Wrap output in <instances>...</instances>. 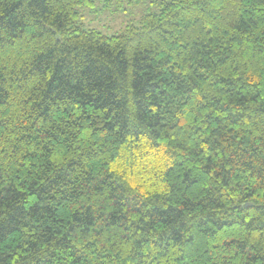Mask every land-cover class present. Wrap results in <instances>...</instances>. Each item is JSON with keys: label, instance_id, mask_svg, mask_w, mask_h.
Masks as SVG:
<instances>
[{"label": "trees", "instance_id": "16d2710c", "mask_svg": "<svg viewBox=\"0 0 264 264\" xmlns=\"http://www.w3.org/2000/svg\"><path fill=\"white\" fill-rule=\"evenodd\" d=\"M0 0V264H264V0Z\"/></svg>", "mask_w": 264, "mask_h": 264}, {"label": "rangeland", "instance_id": "374dc122", "mask_svg": "<svg viewBox=\"0 0 264 264\" xmlns=\"http://www.w3.org/2000/svg\"><path fill=\"white\" fill-rule=\"evenodd\" d=\"M163 0H95L92 7L80 8V21L107 35L125 31L149 12H157Z\"/></svg>", "mask_w": 264, "mask_h": 264}]
</instances>
